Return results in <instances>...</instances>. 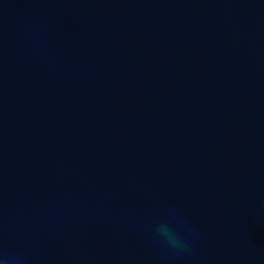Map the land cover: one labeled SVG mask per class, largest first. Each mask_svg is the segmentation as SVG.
Wrapping results in <instances>:
<instances>
[{"label": "water", "instance_id": "water-1", "mask_svg": "<svg viewBox=\"0 0 264 264\" xmlns=\"http://www.w3.org/2000/svg\"><path fill=\"white\" fill-rule=\"evenodd\" d=\"M5 255L264 264V0H0Z\"/></svg>", "mask_w": 264, "mask_h": 264}, {"label": "clouds", "instance_id": "clouds-1", "mask_svg": "<svg viewBox=\"0 0 264 264\" xmlns=\"http://www.w3.org/2000/svg\"><path fill=\"white\" fill-rule=\"evenodd\" d=\"M186 231L195 237L197 235L196 231L190 226L185 225ZM161 234V236L164 237V240L167 241V244L176 250H179L181 252L186 251L190 246V241H186L182 236H178L175 232L169 230L166 226H161L158 230ZM160 243H163V241H160ZM19 258L13 257V256H3L4 264H17Z\"/></svg>", "mask_w": 264, "mask_h": 264}]
</instances>
